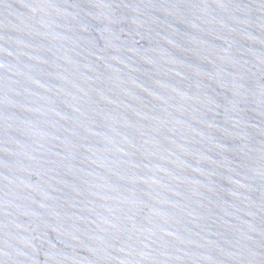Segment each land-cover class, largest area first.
Segmentation results:
<instances>
[{
  "label": "water",
  "instance_id": "water-1",
  "mask_svg": "<svg viewBox=\"0 0 264 264\" xmlns=\"http://www.w3.org/2000/svg\"><path fill=\"white\" fill-rule=\"evenodd\" d=\"M0 264H264V0H0Z\"/></svg>",
  "mask_w": 264,
  "mask_h": 264
}]
</instances>
